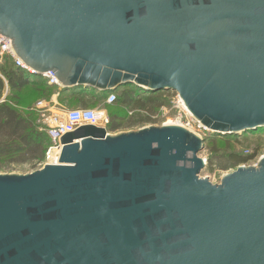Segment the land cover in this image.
Listing matches in <instances>:
<instances>
[{"label": "water", "instance_id": "1", "mask_svg": "<svg viewBox=\"0 0 264 264\" xmlns=\"http://www.w3.org/2000/svg\"><path fill=\"white\" fill-rule=\"evenodd\" d=\"M0 32L64 89L171 90L218 134L264 130V0H0ZM179 123L81 125L0 173V264H264V156L203 178Z\"/></svg>", "mask_w": 264, "mask_h": 264}, {"label": "trees", "instance_id": "2", "mask_svg": "<svg viewBox=\"0 0 264 264\" xmlns=\"http://www.w3.org/2000/svg\"><path fill=\"white\" fill-rule=\"evenodd\" d=\"M0 71L5 77L4 79L0 76V100L4 92H8L7 96L0 102V167L31 162L34 168L37 163L45 159L46 151L51 145V140L47 133L32 118L31 115L34 112H28L29 115H25L18 109L19 106L21 107L19 105L21 92L25 87L32 85L55 88L57 97L66 96L67 98L79 99L84 102L86 98L96 97L95 93H101L95 90H83L79 88L64 89L59 85L50 84L47 79L35 77L28 72L17 69L13 66L12 62H6L4 65H1ZM121 87H123L121 91L119 89L114 91L116 101L108 105L131 106L133 109L146 111L148 114H151L156 107L161 108L164 105L159 101L162 95L169 97V101L172 98L165 94V90H161L150 92L149 96L141 99L139 97L142 93L135 86L129 84ZM109 94L106 93V100ZM43 99L51 100L47 98ZM145 122H148L147 118L124 122L122 117L120 118L119 115H115L111 119L109 131ZM252 160V155L231 153L224 157L223 163L236 167ZM206 169L212 171V165H208Z\"/></svg>", "mask_w": 264, "mask_h": 264}, {"label": "rangeland", "instance_id": "3", "mask_svg": "<svg viewBox=\"0 0 264 264\" xmlns=\"http://www.w3.org/2000/svg\"><path fill=\"white\" fill-rule=\"evenodd\" d=\"M122 88L123 87L119 88V90L121 91ZM165 92L167 96L171 97L175 95V93H177L171 90H165ZM55 93V88H47L43 86L36 87L29 85L25 87L21 92V100L19 101V105H21V107L19 106L18 109L25 115H29L28 112H34L31 116L39 123V115L34 111V107L38 100L47 98L51 99L49 101L54 100L56 102L55 104L57 109L61 110L72 108H103L110 115L111 119L113 116L119 115L120 118H123L124 122H128L130 120L138 121L142 118H147L148 120V122L142 124L125 126L122 129L110 131L112 133L137 130L141 127L149 125H162L167 117H173L176 114V110L173 109L171 101H169V97H165L164 95H162L159 100L164 105L161 108L156 107L151 114H148L146 111L133 109L131 108V106L126 107L120 105H108L106 102V93H95L96 97L86 98L85 102L79 99H72L70 97L67 98L66 96L57 97ZM141 93L142 94L139 97L141 99L150 95V92ZM7 94L8 92L5 91L0 102L7 96ZM136 98L138 99V97ZM201 134L206 138V143L204 150L200 153V156L208 160L207 166L212 165L213 168L212 171H209L207 169L203 170L201 176L203 178L208 177V179L215 184L221 183V180L225 176V174L232 172L239 166L238 165L236 167H232L223 163L224 157L228 156L229 154L235 153L253 156L252 161L248 163H242L240 165L257 164L260 160V157L264 156V130L256 132H245L240 135H223L215 133L209 129L204 130L203 132H201ZM42 162L37 163L36 167L34 168L31 162H27L21 165L2 166L0 167V173L26 174L42 168L45 165L41 164Z\"/></svg>", "mask_w": 264, "mask_h": 264}, {"label": "built area", "instance_id": "4", "mask_svg": "<svg viewBox=\"0 0 264 264\" xmlns=\"http://www.w3.org/2000/svg\"><path fill=\"white\" fill-rule=\"evenodd\" d=\"M6 62H12L13 66L24 72H28L35 77L47 79L50 84L60 86V82L52 71L35 74V71L27 66L20 57L17 56L12 41L0 32V66ZM0 76L5 79L0 71ZM116 101V94L111 92L107 97V104H113ZM173 109L176 114L173 117H167L163 123H179L190 127L198 134L209 130L199 120H197L186 107L183 99L178 93L171 98ZM54 100L48 101L40 99L36 102L34 111L39 115V124L51 140V145L47 149L45 159L41 164L48 162H56L62 148L60 140L63 135L75 131L81 125L92 124L104 127L109 131L111 117L103 108H72V109H57Z\"/></svg>", "mask_w": 264, "mask_h": 264}]
</instances>
